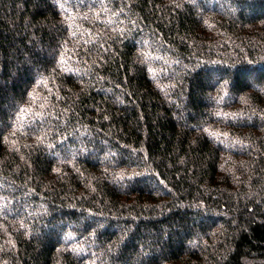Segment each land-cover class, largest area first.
<instances>
[{
  "label": "trees",
  "instance_id": "trees-1",
  "mask_svg": "<svg viewBox=\"0 0 264 264\" xmlns=\"http://www.w3.org/2000/svg\"><path fill=\"white\" fill-rule=\"evenodd\" d=\"M0 264H264V0H0Z\"/></svg>",
  "mask_w": 264,
  "mask_h": 264
}]
</instances>
